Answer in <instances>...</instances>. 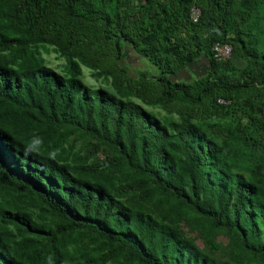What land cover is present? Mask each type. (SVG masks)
Instances as JSON below:
<instances>
[{
	"label": "trees",
	"instance_id": "1",
	"mask_svg": "<svg viewBox=\"0 0 264 264\" xmlns=\"http://www.w3.org/2000/svg\"><path fill=\"white\" fill-rule=\"evenodd\" d=\"M126 46L155 80L118 65ZM261 98L264 0H0V264H264Z\"/></svg>",
	"mask_w": 264,
	"mask_h": 264
},
{
	"label": "rangeland",
	"instance_id": "2",
	"mask_svg": "<svg viewBox=\"0 0 264 264\" xmlns=\"http://www.w3.org/2000/svg\"><path fill=\"white\" fill-rule=\"evenodd\" d=\"M49 51L48 53H42V56L45 60V65L53 70H55L58 73L63 74L64 73V69H63V65H64V60L56 53L53 52L51 49L52 47H49ZM123 57L121 58V60L118 61V65H120L122 68H126L128 74L131 77L134 78H138V76L140 77L141 74H146V76L150 79L155 80L157 78V70L154 66H152L145 57H143L142 55L136 53L132 48L126 46L123 49ZM203 59V57H202ZM101 65V64H99ZM202 70L198 71V69H194L193 73L201 76L202 74L206 73V70L204 71L203 67H201ZM82 76H81V80L82 82L90 87V88H103L108 90L109 92H114V89L112 87V83H111V78L109 77H105V76H94V73H96V71H93L91 69L82 67ZM187 75L182 76L179 74L175 75V76H171V79L173 81H182V80H187V81H191L190 78ZM136 103H138L139 105L142 104L141 102L135 100ZM144 109H146L147 111L154 113L158 118H162L165 117L167 114L165 113V111H163L160 108H155V107H147V106H143ZM255 114L256 117L264 118V98L260 99L259 105L256 107L255 109ZM172 118L177 119V117L174 115L172 116ZM242 122L245 123V120H242ZM74 140V139H73ZM72 140V141H73ZM75 148L76 149H83V142L81 140L75 141ZM97 157L102 159L103 158V154L101 152H98ZM190 236H194V235H190ZM189 236V237H190ZM217 241L220 244L225 245L226 244V239L223 238L222 236L218 235L216 237ZM195 244L199 247H201V242L200 240H196Z\"/></svg>",
	"mask_w": 264,
	"mask_h": 264
},
{
	"label": "built area",
	"instance_id": "3",
	"mask_svg": "<svg viewBox=\"0 0 264 264\" xmlns=\"http://www.w3.org/2000/svg\"><path fill=\"white\" fill-rule=\"evenodd\" d=\"M199 15H200L199 9L196 7H192L190 10V20L192 22H196L198 20ZM211 50H212V57L217 62H225L231 56V47L227 44L216 43L213 45ZM218 103L220 105H224L226 102L222 99H219Z\"/></svg>",
	"mask_w": 264,
	"mask_h": 264
},
{
	"label": "clouds",
	"instance_id": "4",
	"mask_svg": "<svg viewBox=\"0 0 264 264\" xmlns=\"http://www.w3.org/2000/svg\"><path fill=\"white\" fill-rule=\"evenodd\" d=\"M44 144V141L39 136H33L25 145H24V155L31 156V155H41V148ZM59 155V149H55L49 151L47 153V159L55 161L57 156ZM47 264H53L52 257L49 256L47 259Z\"/></svg>",
	"mask_w": 264,
	"mask_h": 264
},
{
	"label": "crops",
	"instance_id": "5",
	"mask_svg": "<svg viewBox=\"0 0 264 264\" xmlns=\"http://www.w3.org/2000/svg\"><path fill=\"white\" fill-rule=\"evenodd\" d=\"M201 67H203V69H204V71L206 70H208V64H207V61L205 60V58L203 57V59H202V57H200L199 59H197L195 62H193V63H191L187 68H185L184 70H182V71H180L178 74H179V76L180 75H182V76H185V75H187L189 78H190V80H193L195 77H200V76H198V75H196V74H194L193 73V70L194 69H198V71H200V70H202V68ZM177 74V75H178ZM206 73H204V74H202V75H205ZM201 75V76H202ZM187 77V78H188ZM185 81H187V80H185Z\"/></svg>",
	"mask_w": 264,
	"mask_h": 264
}]
</instances>
